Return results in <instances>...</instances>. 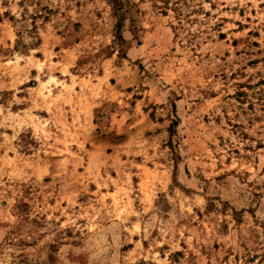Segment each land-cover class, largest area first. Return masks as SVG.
<instances>
[{"label":"rangeland","instance_id":"rangeland-1","mask_svg":"<svg viewBox=\"0 0 264 264\" xmlns=\"http://www.w3.org/2000/svg\"><path fill=\"white\" fill-rule=\"evenodd\" d=\"M0 264H264V0H0Z\"/></svg>","mask_w":264,"mask_h":264}]
</instances>
